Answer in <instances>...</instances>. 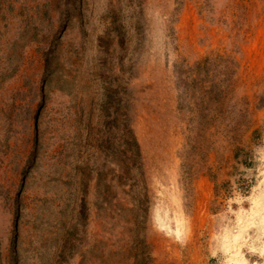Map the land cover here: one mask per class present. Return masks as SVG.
Here are the masks:
<instances>
[{
  "label": "rangeland",
  "instance_id": "obj_1",
  "mask_svg": "<svg viewBox=\"0 0 264 264\" xmlns=\"http://www.w3.org/2000/svg\"><path fill=\"white\" fill-rule=\"evenodd\" d=\"M0 264H264V0H0Z\"/></svg>",
  "mask_w": 264,
  "mask_h": 264
},
{
  "label": "trees",
  "instance_id": "obj_2",
  "mask_svg": "<svg viewBox=\"0 0 264 264\" xmlns=\"http://www.w3.org/2000/svg\"><path fill=\"white\" fill-rule=\"evenodd\" d=\"M238 158V157H237Z\"/></svg>",
  "mask_w": 264,
  "mask_h": 264
}]
</instances>
